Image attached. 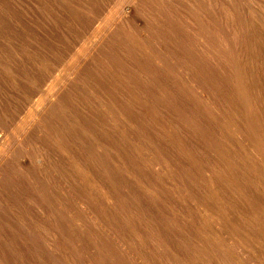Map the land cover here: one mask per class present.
Here are the masks:
<instances>
[{"label": "rangeland", "instance_id": "rangeland-1", "mask_svg": "<svg viewBox=\"0 0 264 264\" xmlns=\"http://www.w3.org/2000/svg\"><path fill=\"white\" fill-rule=\"evenodd\" d=\"M0 141V264H264V0H0Z\"/></svg>", "mask_w": 264, "mask_h": 264}, {"label": "bare ground", "instance_id": "bare-ground-1", "mask_svg": "<svg viewBox=\"0 0 264 264\" xmlns=\"http://www.w3.org/2000/svg\"><path fill=\"white\" fill-rule=\"evenodd\" d=\"M136 1H137V0H136ZM111 14H112V13H111ZM116 17H117V16H116ZM108 19H109V18H107V19L105 18V20H107V21H108ZM104 24H105V23H104ZM108 24H109V23H108ZM109 25H110V24H109ZM116 26H117V25H116ZM109 28H110V30H111V27H109ZM96 33H97V32H96ZM105 33H106V32H105ZM94 37H95V36H94ZM97 37H99V36H97ZM94 39H95V38H94ZM95 41H96V40H95ZM89 49H91V48H89ZM82 51H83V50H82ZM87 51H88V50H87ZM71 56H72V55H71ZM76 57H78V56H76ZM74 59H76V58H74ZM71 60H73V59H71ZM79 60H81V59H79ZM79 60H78V61H79ZM78 61H77V62H78ZM69 62H70V61H69ZM69 62H68V63H69ZM71 63H72V62H71ZM72 64H73V63H72ZM74 64H75V63H74ZM63 65H64V64H63ZM66 67H67V66H66ZM66 67H65V68H66ZM61 68H62V67H61ZM68 68H69V67H68ZM62 70H63V69H62ZM63 71H64V70H63ZM63 71H62V72H63ZM65 71H67V70H65ZM69 73H70V72H69ZM64 75H65V74H64ZM58 76H59V75H58ZM70 77H71V76H70ZM65 78H66V77H65ZM50 79H51V78H50ZM52 81L54 82V79H52ZM53 82H52V83H53ZM56 83H57V81H56ZM56 83H55V84H56ZM10 84H11V83H10ZM60 84H61V83H60ZM64 84H66V83H64ZM56 86H58V85H55V87H56ZM58 88H59V87H58ZM93 88H94V87H93ZM57 91H58V90H57ZM57 91H56V92H57ZM59 91H60V90H59ZM59 91H58V92H59ZM58 92H57V94H58ZM57 94H56V95H57ZM49 97H50V96H49ZM49 97H48V98H49ZM94 97H95V96H94ZM42 100H44V102H45V99H44V98H42ZM46 100H47V99H46ZM39 103H40V102H39ZM103 103H104V102H103ZM44 104H45V103H44ZM40 105H41V104H39V106H40ZM48 105H49V104H48ZM48 105H47V106H48ZM87 105H88V104H87ZM87 105H86V106H87ZM112 105H113V104H112ZM47 106H46V107H47ZM113 106H114V105H113ZM102 108H103V107H102ZM107 110H108V108H107ZM34 112H35V111H34ZM30 118H31V117H30ZM30 118H29V120H30ZM31 119H32V118H31ZM27 120H28V119H27ZM29 120H28V121H29ZM36 120H37V119H36ZM34 121H35V120H34ZM29 122H30V121H29ZM28 124H29V123H28ZM28 124H27V125H28ZM90 124H91V123H90ZM23 127L25 128V126H23ZM21 128H22V127H21ZM24 132H26V130H25ZM21 133H22V132H21ZM26 135H27V134H26ZM8 136H9V135H8ZM21 136H23V135H21ZM13 141H14V140H13ZM0 142H1V141H0ZM20 143H21V142H20ZM2 144H3V143H2ZM34 144H35V143H34ZM31 146H32V145H31ZM23 148H24V147H23ZM4 149H5V148H4ZM15 149H16V148H15ZM24 149H25V148H24ZM33 152H34V150H33ZM3 153H4V151H3V150H0V156H1V157L3 156ZM49 160H50V159H49ZM37 162H38V161H37ZM9 166H10V165H9ZM70 170H71V169H70Z\"/></svg>", "mask_w": 264, "mask_h": 264}]
</instances>
